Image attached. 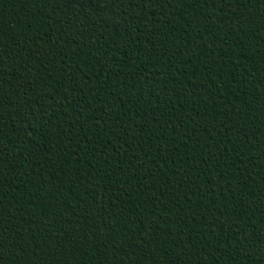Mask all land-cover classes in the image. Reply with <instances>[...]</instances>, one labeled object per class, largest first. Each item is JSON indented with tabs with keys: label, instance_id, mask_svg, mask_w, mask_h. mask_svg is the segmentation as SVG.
<instances>
[{
	"label": "trees",
	"instance_id": "trees-1",
	"mask_svg": "<svg viewBox=\"0 0 264 264\" xmlns=\"http://www.w3.org/2000/svg\"><path fill=\"white\" fill-rule=\"evenodd\" d=\"M0 264H264V0H0Z\"/></svg>",
	"mask_w": 264,
	"mask_h": 264
}]
</instances>
